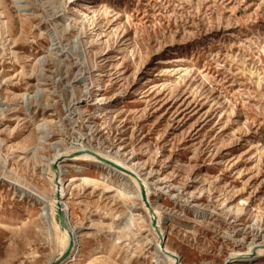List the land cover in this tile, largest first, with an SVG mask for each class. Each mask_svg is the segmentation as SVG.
<instances>
[{"label":"rangeland","instance_id":"rangeland-1","mask_svg":"<svg viewBox=\"0 0 264 264\" xmlns=\"http://www.w3.org/2000/svg\"><path fill=\"white\" fill-rule=\"evenodd\" d=\"M85 147L146 177L180 264L264 248V0H0V264L60 251L38 198L59 153L66 264H167L133 189L72 159Z\"/></svg>","mask_w":264,"mask_h":264},{"label":"bare ground","instance_id":"bare-ground-1","mask_svg":"<svg viewBox=\"0 0 264 264\" xmlns=\"http://www.w3.org/2000/svg\"><path fill=\"white\" fill-rule=\"evenodd\" d=\"M82 148H84V147H82ZM85 148H87V147H85ZM88 149H90V148H88ZM92 150L95 152V154L101 155L104 158H97L95 156V154H91L89 152H81V153L75 154L72 157V159L78 160V163H80L79 161L85 160V161L92 163L93 165L95 164V165L99 166V168L102 167L105 170H107V172L109 174L117 176L120 185L125 186V187L126 186L131 187L133 189L132 192L140 200L141 206L147 214L148 229L151 232V234L153 235V244L151 246L153 248V254L155 256L161 257L163 259V261L166 262L167 264H175L174 259L171 256L164 253L162 248L160 247V240H159V236L157 234V231L154 227L151 226V217L152 216L149 214V210H148L147 206L145 205V202L141 198V189H140L139 180L137 179V177H135L131 173H129V171L133 170L135 172V174L140 178V181L143 183V185L145 187L146 196L148 197V183H147L146 177L140 175L135 169H133L126 162H124L123 160L113 156L112 154H108L107 152L102 151V150H97V149H92ZM61 154L62 153H59V154H57V156H60ZM57 156H55L53 161H55ZM106 160H109L110 162L118 164L119 166H122V168H124V169L122 170L120 168L112 166L111 164L106 162ZM50 172H51V175L53 176V178H47L46 179L48 184L51 186V190L48 194H44L45 192H43V194H39L34 190V188H30V187H28V189L31 192H34L36 195L39 194L38 198H39V201L41 203L40 206H41V208L44 209V211L41 212L40 214L42 217H44V221L46 223L45 227L47 229L52 227L56 231H59L60 227H59V224L55 221V202H56V199L54 196V192L57 189L60 191V193H61V204H62L63 210L67 216V223H68L69 229L72 231L73 236H74V244L69 251V255L65 258H62L63 252L67 248V245L69 242V236L67 234V231L63 230L62 231L63 233H61L62 235L58 237L60 251L58 253L54 254L53 256H51V258L47 264H50L52 261H55V260L56 261L62 260L59 264H66L71 259V257L73 255L79 253V251L81 249V245L79 242V236H80L79 230L71 224L70 219H69V207L67 205V201L65 199L63 200V198L65 196V193H64L65 181L72 180L73 177L69 176V177L65 178L63 176L64 175L63 163H58L57 169H50ZM56 175H58L59 186H57L54 183ZM149 202H150L151 207L153 208L155 216L158 217L157 212H155L156 210H155L154 205L151 203L150 200H149ZM128 215H129V213H128ZM129 221H130L129 219L127 221H125V223L123 225H120L121 226L120 228L124 231L125 236H129V238L131 240L136 241V243H135L136 248H138L139 252H141L143 250V243L141 242V239H139L136 236L135 233L130 232ZM159 227H161V225H160L159 221L157 220V229H159V231L162 232V234H163L162 227L161 228H159ZM253 246H257V243L253 242L252 245L244 251H236L235 256H242L245 258H250L251 250H252ZM164 248H165V250H168V251L177 255V253L174 250L169 249L167 246H165ZM256 248H257L256 253L258 254V256L264 255V248H262L261 246H260V248L259 247H256ZM242 260H244V259H242Z\"/></svg>","mask_w":264,"mask_h":264},{"label":"water","instance_id":"water-1","mask_svg":"<svg viewBox=\"0 0 264 264\" xmlns=\"http://www.w3.org/2000/svg\"><path fill=\"white\" fill-rule=\"evenodd\" d=\"M80 152H89L91 154H95V152L93 150H90L88 148H85V149H80V150H76L75 152H71L70 155H72L73 153H80ZM95 156L97 158H104L103 156L101 155H98V154H95ZM64 156H59L52 164H51V168L52 169H57V165H58V162H60L62 159H63ZM106 162H108L109 164H111L112 166H115L117 168H120V169H124L122 168V166H119L118 164H115L113 162H110L109 160H106ZM129 173H131L133 176L137 177V179L139 180V184H140V189H141V198L142 200L145 202V205L147 206L148 210H149V214L152 216L151 217V226L154 227L157 231V234L159 236V240H160V247L162 248L163 252L166 253L167 255L171 256L173 259H174V263L175 264H180L179 262V257L168 251V250H165V246H164V237H163V234L162 232L159 231V229H157V222H156V217H155V214H154V211H153V208L151 207L148 199H147V196H146V191H145V187L143 185V183L140 181V178L132 171H129ZM57 186H59V182H58V175H56V178H55V182H54ZM54 196H55V199H56V202H55V221L59 224V227L61 230H66L67 231V234L69 236V242H68V245H67V248L64 250L63 252V255H62V258H65L69 255V251L71 249V247L73 246L74 244V236H73V233L72 231L69 229V226H68V223H67V216L63 210V207H62V204H61V193L60 191L57 189L55 190L54 192ZM256 246H253L252 250H251V256L254 255V253L256 252ZM236 258L238 257H228L223 264H229L230 262H232L233 260H235ZM62 260H59V261H52L50 264H59Z\"/></svg>","mask_w":264,"mask_h":264}]
</instances>
